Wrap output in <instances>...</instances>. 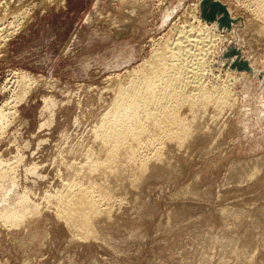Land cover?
<instances>
[{"label":"rangeland","instance_id":"374dc122","mask_svg":"<svg viewBox=\"0 0 264 264\" xmlns=\"http://www.w3.org/2000/svg\"><path fill=\"white\" fill-rule=\"evenodd\" d=\"M202 1L50 0L0 26V197L13 180L7 194L25 196L19 224L0 206V264H264V0H215L232 20L221 29ZM190 24L213 41L201 82L227 90L224 108L181 107L188 138L155 137L130 162L136 143L116 150L97 131L116 84ZM91 188L107 213L86 238L61 205Z\"/></svg>","mask_w":264,"mask_h":264},{"label":"bare ground","instance_id":"6f19581e","mask_svg":"<svg viewBox=\"0 0 264 264\" xmlns=\"http://www.w3.org/2000/svg\"><path fill=\"white\" fill-rule=\"evenodd\" d=\"M49 1L0 0V26H3L7 23V25H11L13 23L14 25H16L15 23L19 24L26 21V19L30 16L29 14H31L30 12L32 10L34 12V10L41 7L40 4L43 5L42 2H45L46 4ZM190 25L191 26L187 25L189 29L186 27L187 30H185V28L184 30H178L177 34L174 33L176 34L173 35L175 36V38H173L172 36H168V38L166 37V41L157 43L155 48H153L150 57L148 59H145L137 67L136 70L130 72L128 78H126L124 82L116 84V98L114 100V103L112 104V108L103 116L102 122L100 123L101 125L97 131L99 134V138H101V140L105 144L114 143L116 150L117 148H122L123 146L125 147L129 142H132L133 144L136 143V145L134 144V146L132 144L130 145V143L128 144L130 148V162H133L135 160V157H137L136 153L137 151L139 152V150L137 149H141L138 147H141L140 145H144L145 143H147L145 144V146L150 145V143L156 140L155 137L158 138L159 136L162 141H176L179 144L183 143L186 137L188 138L190 134L188 124L179 119V111L177 112V110L181 107L186 106L187 108L191 109L195 108L196 106L205 107L212 104L213 108H222L226 103L228 95L225 88L222 87L207 90V88L202 86L203 83L201 82V80L203 77L201 78V75L203 70L202 67L204 66L202 60H205L204 55H206V51L208 52V50H210L207 48H209L210 43H212L213 41L211 42L212 39L208 36V31L205 32V30L201 27L203 25ZM208 53H210V51ZM243 62L244 61H236L235 64L239 66ZM248 69L250 70V68ZM249 70H246V72H249ZM22 74V76L20 75L22 79L27 80L31 78L25 73ZM149 127L156 130V134L158 135L149 136L146 137L145 140H141L142 138H140L139 136L148 131L147 128ZM1 134L2 130L0 129V135ZM126 147L128 148V146ZM149 156L150 155L148 154V157ZM140 161L141 165L139 169L141 168L143 171L146 168V165L149 163L150 159L148 158ZM6 179L8 180L9 178ZM13 181L10 183V187L6 188V190L8 189L6 193L4 191L3 193L5 194L3 195L1 193L2 196L0 197V206H15L14 209H10V207L9 209L5 208L6 210L4 211V213L2 211V213L6 215L5 220L10 225L12 224L11 226H13V224H19L21 221H23V212L18 213V209L16 210V208H18V206H22V201L25 202V199H23V197L25 196L23 195V197L20 196V198L19 196H16L18 197L17 199L15 196H13L16 199L14 200V198L10 197V194H7L8 192L12 193L14 190H16L14 189L15 183H13ZM5 182L7 183V181ZM77 191L78 192L75 191L76 193L74 192L76 197L73 195L74 193H72V197L74 196L75 198H77L76 202H74L73 200L62 201V205L60 204L62 206L61 208L63 209L61 213H63L62 216H64V218L66 219L68 218L71 221V225L79 229L86 238H91L93 236L91 220L97 215H103L107 212L103 211L99 207L100 202L95 199L96 192H94L93 188H91V190L83 189L81 191ZM107 193L108 192L105 189H103V191L101 192H98V194L100 196H104V198H107ZM72 197L70 196V198ZM74 197L73 199H75ZM26 211L24 215H27ZM31 213L33 214L34 212ZM31 213L29 212V214ZM248 263L250 264L251 262Z\"/></svg>","mask_w":264,"mask_h":264},{"label":"water","instance_id":"95a60500","mask_svg":"<svg viewBox=\"0 0 264 264\" xmlns=\"http://www.w3.org/2000/svg\"><path fill=\"white\" fill-rule=\"evenodd\" d=\"M200 8V17L203 20L208 22L217 21L219 29L229 28L231 26L232 20L230 19L225 6L220 2H216L213 0H203L200 4ZM217 15L219 16V18H217ZM235 63L233 64L234 67L237 66ZM237 67L249 70L248 66L244 62Z\"/></svg>","mask_w":264,"mask_h":264}]
</instances>
